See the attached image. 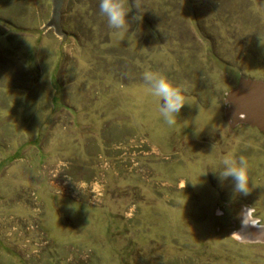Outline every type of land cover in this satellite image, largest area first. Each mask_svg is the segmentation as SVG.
I'll return each instance as SVG.
<instances>
[{
	"label": "rangeland",
	"instance_id": "rangeland-1",
	"mask_svg": "<svg viewBox=\"0 0 264 264\" xmlns=\"http://www.w3.org/2000/svg\"><path fill=\"white\" fill-rule=\"evenodd\" d=\"M123 3L118 41L99 0H64L62 41L50 0H0V264H264L235 239L264 225V135L225 103L264 81V0ZM149 70L187 86L173 127ZM226 154L247 194L213 172Z\"/></svg>",
	"mask_w": 264,
	"mask_h": 264
},
{
	"label": "clouds",
	"instance_id": "clouds-1",
	"mask_svg": "<svg viewBox=\"0 0 264 264\" xmlns=\"http://www.w3.org/2000/svg\"><path fill=\"white\" fill-rule=\"evenodd\" d=\"M98 7L100 13L106 18L109 28L113 30L111 33L113 38L118 41L125 39L129 31V27H127L129 21L123 0H99ZM140 19H142V16ZM258 35L260 44L264 45V36L259 33ZM133 36L134 32L127 35L129 42ZM142 78L146 91L156 98L159 117L165 125L173 127L177 123L181 109L187 104L185 95L187 86L174 85L164 75L150 70L143 72ZM194 131L199 133L195 129ZM218 169L213 172L217 174L221 183L230 177L234 182V193H248L250 182L249 164L245 157L235 158L232 154H226L219 160ZM70 207L75 208L73 205H70Z\"/></svg>",
	"mask_w": 264,
	"mask_h": 264
},
{
	"label": "water",
	"instance_id": "water-1",
	"mask_svg": "<svg viewBox=\"0 0 264 264\" xmlns=\"http://www.w3.org/2000/svg\"><path fill=\"white\" fill-rule=\"evenodd\" d=\"M63 4L64 0H50V19L45 25L52 29L57 37H61L62 41L66 38V34L61 30ZM225 103L226 118L234 125H249L264 135V81L240 78L237 86L226 94ZM245 223L247 226L243 231L240 228L239 240L264 244V225L258 226L249 221Z\"/></svg>",
	"mask_w": 264,
	"mask_h": 264
},
{
	"label": "bare ground",
	"instance_id": "bare-ground-1",
	"mask_svg": "<svg viewBox=\"0 0 264 264\" xmlns=\"http://www.w3.org/2000/svg\"><path fill=\"white\" fill-rule=\"evenodd\" d=\"M246 222H247V220H246ZM245 226H247V225H246V223L244 222V223L242 224V226H241V230L244 229ZM241 230H240L238 233H236V237H235V239H237V240L240 239L239 236H240ZM242 231H243V230H242Z\"/></svg>",
	"mask_w": 264,
	"mask_h": 264
}]
</instances>
